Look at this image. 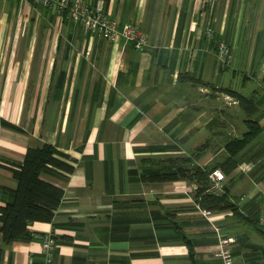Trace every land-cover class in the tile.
Returning <instances> with one entry per match:
<instances>
[{
	"label": "crops",
	"instance_id": "0c3cea01",
	"mask_svg": "<svg viewBox=\"0 0 264 264\" xmlns=\"http://www.w3.org/2000/svg\"><path fill=\"white\" fill-rule=\"evenodd\" d=\"M104 6L121 23L137 22L149 44L140 49L101 38L53 7L0 0V207L14 200L18 185L10 165L22 163L30 146L51 143L73 165L71 172L42 173L64 197L52 221L31 223L30 239L4 244L0 233V264H196L186 238L197 262L222 264L214 256L217 233L195 201L198 183L144 176L171 158L179 164V157H191L182 164L204 167L227 157L226 130L241 136L248 129L245 111L238 104L234 115L223 89L240 75L263 131L236 156L233 171L217 168L245 215L264 212V0H104ZM220 39L231 62L219 61ZM226 213L219 221L226 236L239 235L243 222L254 226ZM46 233L58 242L48 263ZM240 239L233 248L238 264H259L264 250L252 246L264 243Z\"/></svg>",
	"mask_w": 264,
	"mask_h": 264
},
{
	"label": "trees",
	"instance_id": "16d2710c",
	"mask_svg": "<svg viewBox=\"0 0 264 264\" xmlns=\"http://www.w3.org/2000/svg\"><path fill=\"white\" fill-rule=\"evenodd\" d=\"M223 89L232 95L245 111L248 127L241 136H233L226 141L224 149L228 154L227 157L223 161L208 164L204 167L198 165L187 167L182 164V162L191 161V157L183 159L179 157V164H176V158H171L165 168L153 170L151 174L144 177L151 181L195 180L198 183L195 193V201L198 205L213 211L231 210L233 215L251 222L256 229L264 232V228L258 223L259 216L250 217L245 215L227 191L223 190L217 193L209 190L211 184L209 173L217 167H221L226 172L233 171L238 165L236 156L245 150L263 131L259 121L253 118L257 111L255 96L244 95L234 88ZM208 144L209 140L202 142L196 148V154L206 149ZM65 158H69L66 152L46 142L38 147L30 146L22 163H12L10 165L18 185L14 190V200L0 207V233L4 244H10L19 239H30L32 235L30 225L34 221L53 220L65 191L63 188L44 180L41 175L49 169H62L71 172L73 165L69 164ZM186 241L194 263L200 264L194 258L195 252L191 241L187 238ZM252 247L260 252H262L261 249L264 250V247L261 246L253 245ZM1 250L2 247H0V253ZM255 259L253 258L254 261ZM256 261L258 263L259 259H256ZM259 264H264V259Z\"/></svg>",
	"mask_w": 264,
	"mask_h": 264
},
{
	"label": "built area",
	"instance_id": "2783aa9c",
	"mask_svg": "<svg viewBox=\"0 0 264 264\" xmlns=\"http://www.w3.org/2000/svg\"><path fill=\"white\" fill-rule=\"evenodd\" d=\"M32 1L45 7H53L60 17L69 16L73 21L81 23L88 31L101 38L114 42L125 40L133 43L136 47L144 49L149 44L146 33L137 22L121 23L111 16L104 6V0H24ZM213 36V30L208 29ZM218 58L222 63L232 60V52L225 40H218ZM235 101V100H234ZM211 192H222L225 187L226 175L221 168H214L209 173ZM202 215L213 225L217 233L218 242L214 249V256L222 261V264H238V256L234 254L233 247L237 238L226 236L221 231L219 221L223 220L226 211H213L199 205ZM258 223L264 228V212L260 214ZM44 259L48 263L52 260L54 250L58 246L57 239L52 233H46L41 238Z\"/></svg>",
	"mask_w": 264,
	"mask_h": 264
},
{
	"label": "rangeland",
	"instance_id": "374dc122",
	"mask_svg": "<svg viewBox=\"0 0 264 264\" xmlns=\"http://www.w3.org/2000/svg\"><path fill=\"white\" fill-rule=\"evenodd\" d=\"M236 78L237 79L232 81L231 87L240 90L245 95H249L251 90H248L247 87H250V86L249 85L243 86L242 76L240 77V75H238V77H236ZM233 79H234V77H233ZM227 98H228V101L231 103L230 107L232 109V113L236 116H240L241 110L239 108L238 103L236 101H234V98L232 96L231 97L227 96ZM240 133H241V131H239V130H230V131L226 130L225 136L226 137H233L234 135L240 134ZM225 136L216 138L218 145L223 143V141H224L223 137H225ZM202 137H203V134L201 133V138ZM179 138H181V137H179ZM182 143L183 142H181V140H180V144H182ZM183 148L186 151L189 149L185 146ZM183 148L179 147V155L186 154V151H182ZM213 149L218 150V147L215 146ZM223 226H222V228H223ZM235 229H237L236 234H239V235H235V234H231V235H233L234 237L237 238L236 244L237 243L241 244L242 240L240 239V236L242 237V236H246V235L249 237V239H253L255 241H260V243H264V232H260L258 229H256L254 226H252L250 224H246L243 222L242 226H237ZM221 231H222V233L224 232V230H222V229H221ZM252 255H254V254H252ZM261 260H263V259H261ZM258 262L260 263L261 261H258Z\"/></svg>",
	"mask_w": 264,
	"mask_h": 264
}]
</instances>
